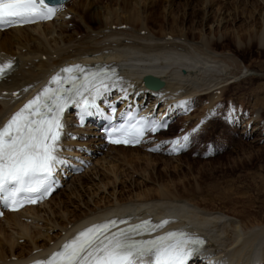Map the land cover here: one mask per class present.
Wrapping results in <instances>:
<instances>
[{"label":"bare ground","instance_id":"bare-ground-1","mask_svg":"<svg viewBox=\"0 0 264 264\" xmlns=\"http://www.w3.org/2000/svg\"><path fill=\"white\" fill-rule=\"evenodd\" d=\"M176 1L108 0L103 4L98 0H77L75 5L66 4V13L51 23L0 32V60L3 63L11 61L16 68L10 77L0 83V128L58 71L72 64H114L119 69V79L102 87L99 94L94 93L90 104L113 95L111 100L120 99L122 107L140 105L144 113H151V109L158 106L162 115H171L176 110H182L186 115L191 99L207 96L208 106L213 107L227 86L252 76L253 72L242 66L232 53L211 51V46L218 47L212 39L203 37V33L200 32L203 37L200 42L189 39L188 33L194 32L193 26L190 29L181 27L179 31L178 25L182 21L174 16H171V31L167 33L162 28L160 37L156 38L147 22L158 15L155 12L159 13L162 4H169L171 9ZM206 2L202 21H206L207 25L210 17L208 14L206 18L205 13H208V5L210 8L215 7V2ZM140 3H143L141 9H144L146 15L143 11L139 14ZM67 14L77 15L84 26L68 29L70 22L65 18ZM159 19L163 21L165 16H160ZM220 19L219 24L225 21V18ZM142 31H145L144 35ZM262 33L257 39L264 47V32ZM80 34L82 38L78 40L77 36ZM181 37L185 38L180 39ZM204 50L209 53H205L209 59L206 63L198 57L202 56ZM195 53V57L201 60L189 57ZM126 54L132 57L125 59ZM135 54L140 57L135 58ZM168 54L181 55L185 60L179 65L165 67L162 57ZM146 75L163 80L165 87L161 90L147 88L143 84ZM78 112L80 111L76 106L67 112L64 119L67 132L60 134L64 145L60 154L72 157L76 154L66 149L77 146L93 149L97 146L103 155L92 158L93 166L89 171L71 178L64 189L54 193L45 204L8 213L0 220V264H27L47 258L67 239L94 223L113 217L134 220L145 215H172L180 221L168 220L169 224L164 229L179 224L190 232H198L204 236L208 241L204 257L198 255L195 258L203 257L204 264H264V224L246 223L240 214L230 216L203 206L194 197V194H200L199 189L187 196L179 194L174 189L176 186L184 187L183 181L172 185L160 182L152 187L147 186L151 182L149 178L143 176L140 177L141 181H136L133 176L127 179L120 165L130 168L136 165L149 166L153 164V154L146 149L143 152V147H106L100 138L95 137L98 133L93 131L94 128L76 126ZM256 118H259V113ZM242 126L244 130L241 134L248 136L256 132V128L251 131L245 122L240 129ZM73 136L79 137V140L73 141ZM85 138H89L88 141ZM83 179H87L88 185H92L89 203L83 204V212L74 215L75 211L72 209H64L61 205L55 207V200L60 193L74 197ZM125 181L130 184L132 191L126 197L120 188ZM217 193L215 198L223 202L227 200L226 194L229 193ZM77 207L75 208L80 209ZM170 207L182 208L194 220L206 225L208 230L191 226L188 223L189 216H175Z\"/></svg>","mask_w":264,"mask_h":264},{"label":"rangeland","instance_id":"rangeland-1","mask_svg":"<svg viewBox=\"0 0 264 264\" xmlns=\"http://www.w3.org/2000/svg\"><path fill=\"white\" fill-rule=\"evenodd\" d=\"M76 1L70 0L69 4L75 5ZM98 1L103 4L108 2V0ZM206 1L177 0L171 9L169 4H162L160 14L155 12L158 15L147 23L154 31L156 38H159L162 28L167 33L171 31V16H174L182 21L178 25L179 31L181 27L190 29L193 26L194 32L188 33L189 39H194L195 42H200L203 37L212 39L211 41L216 43L215 46L218 48L211 46V51L232 53L239 59L242 66L253 72V75L227 86L222 97L213 107L208 106L207 96L194 98L196 104H194L195 110H192L193 114L186 118L180 117L169 131L157 136L159 141L168 147L174 140H183L182 137L187 135L188 139L194 142L189 152L178 157L153 154L151 158L153 164L149 165L150 167L147 165H136L134 168L127 165L120 166L127 179L131 176L136 181H139L141 176L149 178L151 182L147 186L155 187L160 182L172 185V183L177 184L183 181L184 187L176 186L174 189L179 194L187 196L199 189L201 195L192 194L191 197L194 196L203 206L230 216L240 214L241 219L246 223L264 224V47L257 39L264 32V0H214L215 7L211 9L208 5V13H205L206 18L210 17L207 25L206 21H202L203 8L207 6ZM142 5L140 3L138 7L140 15L144 10L141 9ZM143 13L146 15L144 11ZM71 15L73 18L67 20L70 22L68 29L72 30V27L83 25L77 15ZM160 16H165V19L161 21ZM220 18H225L221 24H219ZM183 20L186 22L183 23ZM200 32L203 33V37L200 36ZM142 33L144 35L145 31ZM81 38L82 34L77 36L78 40ZM205 53L209 54L204 50L202 56L198 57L206 63L209 59ZM195 56H197L196 53L189 57L201 60ZM43 60L45 61L46 57ZM204 104H207L208 108ZM238 109L241 110L243 118L245 117L248 121L245 123L250 125L251 131L256 128V132L251 133L250 139H245L241 135L243 126L240 130L228 123L229 115L235 114ZM258 113L259 118H256ZM210 144L215 146L218 153L204 158L203 154ZM148 148L143 147V152ZM91 186L88 185L87 179H83L80 187L78 184L79 188L75 196L60 193L55 200V207L61 205L64 209L75 211L74 215L81 214L83 204L89 203ZM129 187L130 184L127 181L120 185L124 197L132 193ZM218 191L223 192L221 194L229 193L226 194L228 196L226 201L215 198L218 196ZM75 205L80 209H76Z\"/></svg>","mask_w":264,"mask_h":264},{"label":"snow or ice","instance_id":"snow-or-ice-1","mask_svg":"<svg viewBox=\"0 0 264 264\" xmlns=\"http://www.w3.org/2000/svg\"><path fill=\"white\" fill-rule=\"evenodd\" d=\"M56 11L57 7H50L46 0H0V27L49 19ZM74 67L83 71L80 66ZM11 68V61L0 64V78ZM62 71L70 74L67 83L72 85L71 88L63 87L65 81L59 75L53 77L55 89L46 87L43 93L29 101L0 128V193L9 192L15 198L19 193L27 192L39 198L50 191L52 173L57 164L63 163L57 155V141L63 127L60 122L62 113L69 101L75 102L76 96H83L81 89L88 91V85H94L99 75L93 73L91 80L86 77L83 83L78 84L76 81L79 77L71 75L74 71L72 67ZM104 78H107L106 74ZM100 84L106 87L103 79ZM96 93L99 94V87ZM42 97L43 103H38ZM83 103L87 105L88 101L84 100ZM113 131L128 134L122 128ZM140 134L142 130H138L134 142L139 141ZM182 139L187 142L188 136ZM173 143L180 146L179 139ZM115 223L110 221L87 229L51 260L37 261V264H186L198 251V246L204 243L186 232H169L151 240L133 239V234L150 232L161 226H153L150 221L109 235L107 230Z\"/></svg>","mask_w":264,"mask_h":264},{"label":"water","instance_id":"water-1","mask_svg":"<svg viewBox=\"0 0 264 264\" xmlns=\"http://www.w3.org/2000/svg\"><path fill=\"white\" fill-rule=\"evenodd\" d=\"M153 82H156L157 84L155 85ZM146 83L147 86L153 90H159L165 86V83L162 80H159L154 76H148V78H146Z\"/></svg>","mask_w":264,"mask_h":264}]
</instances>
